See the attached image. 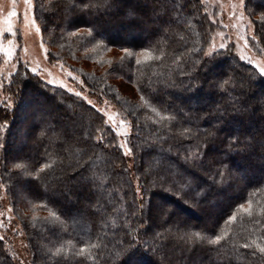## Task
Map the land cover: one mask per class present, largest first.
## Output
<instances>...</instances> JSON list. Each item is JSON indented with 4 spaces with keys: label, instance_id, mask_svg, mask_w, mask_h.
<instances>
[{
    "label": "trees",
    "instance_id": "trees-1",
    "mask_svg": "<svg viewBox=\"0 0 264 264\" xmlns=\"http://www.w3.org/2000/svg\"><path fill=\"white\" fill-rule=\"evenodd\" d=\"M164 1L168 2L167 7H163ZM72 3L73 0H34L33 14L49 47L48 58L76 74L89 95L118 109L131 129L126 142L133 148V156L125 157L115 147L118 139L96 108L63 87L45 83L20 62L3 85L6 97L3 101L11 97L9 102H16L17 107L5 108L0 103V124L7 121L11 125L10 129L0 131V143L6 144L11 153L18 140L14 131L24 112L30 107L37 110L55 105L49 111L53 117L46 119L44 125L47 135L34 142L41 147L39 152L29 156L38 161V167L45 163L51 167L42 174L39 188L32 189L35 194L29 195V199L15 198L13 188L18 184L14 178H8L2 166L0 186L24 235L28 264H117L115 254L132 239L129 232L137 225L132 216L133 190L137 183L145 182L143 172L149 166L154 172L163 167L175 169L180 163L175 153L179 132L182 127L192 125H176L161 117L173 115L174 107L185 100L183 88L189 83L185 73L196 74L193 64L200 60L196 50L207 49L214 25L201 0H148L145 7L152 19L158 24L169 23L166 35L158 40L153 34L147 35L148 28L116 18L108 24L104 37L93 40L83 31L89 26L88 17L74 12ZM246 3L245 12L254 28L253 46L264 58V24L258 22L264 15V6L252 0ZM53 19L57 22L53 23ZM61 20L64 26L58 25ZM220 51L216 67L222 70V78L232 76L234 82L243 80L246 86L251 83L250 90L244 89L246 95L242 99L259 97L254 89L264 94V78L252 66L239 61L231 46ZM118 80L133 87L136 96L123 91ZM25 90L30 96L25 95ZM233 90L240 94L239 88H230L227 93L199 92L196 99L201 115L212 113L217 105L234 102L237 97L231 96ZM166 94L172 98L168 100ZM257 125L250 124L248 128ZM194 143L186 140L184 146L191 148ZM3 155L0 150V156ZM16 163L25 165L28 161ZM245 168L247 180L237 188L210 191L208 203L201 208L190 207L168 195L162 197L187 226L179 230L185 239L177 242L187 251L181 264H193V259L201 258L209 264H264V253L256 247H264V168L257 160ZM81 171L90 177L86 185L71 179ZM206 179L201 176L199 182L204 184ZM91 184L96 185L95 191H91ZM234 193L238 196L226 203L219 200ZM53 195L58 198L51 199ZM93 196L100 201L98 209L93 208L92 203L96 204ZM84 197H88L87 205L81 202ZM209 209L218 215L210 227L182 219L186 214L199 220L197 210L209 212ZM205 228L214 229L215 234L204 231ZM156 231L145 236L141 229L138 235L142 242L146 239L153 243L151 238ZM176 231L173 229L174 234ZM193 234H198L195 242L190 239ZM217 237L220 238L217 243L207 242ZM175 242L171 235L164 239L167 254L162 259L145 252V264H169L173 258L169 253L173 249L171 244ZM245 244L249 247L245 248ZM0 264H23L11 257L4 239L0 240Z\"/></svg>",
    "mask_w": 264,
    "mask_h": 264
},
{
    "label": "snow or ice",
    "instance_id": "snow-or-ice-1",
    "mask_svg": "<svg viewBox=\"0 0 264 264\" xmlns=\"http://www.w3.org/2000/svg\"><path fill=\"white\" fill-rule=\"evenodd\" d=\"M24 2L29 8L33 7L32 0H24ZM147 2L148 0H73L71 7L74 12L83 13L88 17L89 26L83 31L95 40L97 37L106 35L108 24L116 18L124 21L131 20L137 25L152 28L154 32L158 31L160 25L149 15L145 7ZM235 7L240 8L243 15L248 5L246 0H238ZM16 15V12L10 13V16ZM258 22L264 24V15ZM36 31L39 33L41 29L37 27ZM226 48L224 43H221L219 48L212 43L206 50L204 48L196 50L200 54V60L198 64H193V68L196 70L195 75L191 72L185 73L189 77V83L183 88L185 100L174 107L173 115L161 117V119L174 121L176 125L190 124L192 127H182L179 132L175 148L176 159L180 160L177 167L175 169L163 167L154 172L149 166L143 172L145 182L136 184L133 190L135 209L132 216L136 219L137 225L134 230L129 232L132 239L124 243L115 254L117 264H145V252L150 256L156 254L157 248L153 243L146 239L142 242V238L138 235L141 229L147 236L153 229L163 228L164 231L153 233V241L167 239L173 234V229L177 231L181 228L186 229L185 222L162 198L164 195L178 198L189 204L190 207L201 208L208 203L210 191H222L227 187H232L233 184L247 180L246 164L257 160L264 167V94L259 97L252 96L250 99H241L240 97L246 95L244 89L246 87L251 89V83L249 82L246 86L243 80L238 83L234 82L232 76L222 78V70L216 67L217 57L222 54L220 50ZM124 51L127 53L126 48ZM45 58H48L46 49ZM248 62L252 63L251 60ZM136 63L140 64L141 61L137 59ZM255 67L258 69V76L261 79L264 78V64H258ZM31 72L38 75L37 68L31 69ZM69 76L71 77V73ZM45 83L51 84V81ZM2 87L3 85L0 83V88ZM230 88L241 90L234 102L228 106L217 105L212 113L201 115L196 99L199 92L207 90L227 93ZM75 94L80 95L79 92ZM9 101H11V97ZM9 101L0 103H3L5 108L16 109L17 103ZM48 111L43 106L36 110L38 122L23 134L22 138L25 142L29 139L38 142L47 135L44 125L47 124L45 117ZM202 121L207 124V127L202 126ZM120 123L123 125L124 121ZM254 123H258V130H249L248 125ZM235 124H239L240 127H233ZM10 127L11 125L5 121L0 124V131L10 129ZM118 135H127V132L118 133ZM100 138L103 139L102 136ZM186 140L195 141V143L191 148H187L184 146ZM115 147L122 151L123 156H133V148L129 147L127 142H121ZM0 150L4 152V155L0 156V166L3 167L8 178H14L22 191H28V195H34V191L28 189L39 188L42 174L46 173L51 165L45 163L42 167H38V161H32L29 156L11 154L8 146L4 143H0ZM169 151L171 152V149ZM181 153H183L182 158ZM18 160H25L28 163L22 165L16 163ZM201 176L207 178L204 184L199 182ZM71 179L86 185L90 177L81 171L74 174ZM208 211L211 213L210 209ZM204 231L211 232L212 235L215 234L214 229L205 228ZM197 238L198 234H193L190 237L193 242ZM2 239L3 237H0V240ZM219 239L217 237L216 240L209 239L207 242L214 244ZM244 247L248 248L249 245L245 244ZM256 247L261 253H264V247L259 245Z\"/></svg>",
    "mask_w": 264,
    "mask_h": 264
},
{
    "label": "rangeland",
    "instance_id": "rangeland-1",
    "mask_svg": "<svg viewBox=\"0 0 264 264\" xmlns=\"http://www.w3.org/2000/svg\"><path fill=\"white\" fill-rule=\"evenodd\" d=\"M254 3L264 6V0H252ZM206 8V13L209 20L213 23L214 29L210 38V43H214L217 48L221 43H224L226 46H231V49L239 61L245 62L252 66L257 72L258 69L255 67L258 64H264V58L260 55L255 47L253 46V32L254 28L251 22L250 17L243 12L241 14V9L235 7L238 4V0H201ZM34 6V0H32ZM168 2L164 1L163 7H167ZM16 12V16H10V13ZM27 14V16H25ZM57 20L53 19V23H56ZM63 21L61 20L58 25H61ZM65 23V22H64ZM64 23L61 26H64ZM160 27L158 31H153L152 28H148V36L151 34L154 35L158 40L162 35H166L168 30L169 23L166 21L164 23H159ZM251 25V26H250ZM39 27L36 22L33 14V7L29 8L25 4L24 0H0V83H4L10 78L12 73L15 72L18 64L21 62L30 72L31 69H38V77L43 81H51V85L59 86L65 88L70 93H80V97L83 98L86 102L91 104L94 108L99 110L103 115L106 124L112 128V131L116 135L118 142H126L127 137L131 133L130 126L128 121L124 119L122 114L118 109L112 105L110 102L102 100L99 101L96 98L89 95L87 90L83 87V84L80 78L74 74L70 69L60 62L50 61L49 58H45V49L47 50V56L49 47L43 41L41 31L38 33L36 28ZM183 29V26L180 27ZM147 36L144 37V42L147 41ZM43 45V47H41ZM251 60L252 63L248 61ZM87 65V63H84ZM231 65V63H229ZM89 66V65H87ZM228 67V66H227ZM230 67V66H229ZM228 67V68H229ZM226 73H229V70L226 69ZM71 73V77L69 76ZM117 84L125 92H129L133 96H136L135 90L133 87L129 86L126 83H123L121 80L116 81ZM254 94L261 96L263 91H258L254 89ZM253 91V90H252ZM25 95L30 96L28 90H25ZM76 95V94H75ZM167 95V94H166ZM240 94L231 92L233 99L238 97ZM245 97V96H243ZM243 97H240L241 99ZM6 97L3 95V87L0 88V102H2ZM170 100L171 96H166ZM36 99V98H35ZM55 105L49 107H43L50 111V108H54ZM28 111V112H27ZM46 113V119L50 120L53 117L52 112ZM22 120L18 123L15 128V137L18 138L17 142L13 144L14 150L11 154L18 156H34L39 150L40 146L36 145L34 142L24 141L23 134L34 127L35 123L38 122V116L34 108H29L24 112ZM112 119L109 120L108 118ZM65 120L64 117H62ZM121 121H124V124L121 125ZM250 126V125H249ZM250 130H255L259 128V125L250 127ZM127 132V135H118V133ZM41 143V142H40ZM11 145V144H10ZM264 168V167H263ZM243 182L239 184H233L234 188L239 187ZM84 185V184H83ZM238 185V186H237ZM96 185L91 184V191ZM232 186V187H233ZM28 187V186H26ZM30 190V189H28ZM32 191V189H31ZM13 194L15 198L27 197L29 199L28 191H22L18 185H15L13 188ZM238 193L232 195L225 194L219 198L222 203L236 198ZM58 198L57 195H53L51 199ZM94 198V196H93ZM99 200V199H98ZM96 198H94L95 203H92L94 209H98L100 204ZM84 201V204L87 205L88 197L81 199V202ZM95 205H97L95 207ZM99 205V206H98ZM91 206V205H90ZM199 212L200 219H193L182 215V219L191 220L192 223H199L202 226L210 227L218 218L217 213L213 214L212 212H204L197 210ZM163 228L157 229L161 231ZM156 229H153V231ZM164 230V229H163ZM173 231V230H172ZM176 242L171 244L173 249L170 250V256L173 258L169 261V264H181L182 259L186 258L185 247H182L177 242H181L185 239L182 236V232L176 231V233L171 235ZM0 237H3L7 250L11 257L21 261L23 264H28L24 235L21 232V227L19 226L18 220L13 215V211L5 191L0 186ZM152 239V238H151ZM154 246L157 248L156 256L161 258L167 253V249L162 244L164 239L153 241ZM160 242V243H158ZM188 242V241H187ZM193 264H209L205 258L198 260L193 259Z\"/></svg>",
    "mask_w": 264,
    "mask_h": 264
}]
</instances>
